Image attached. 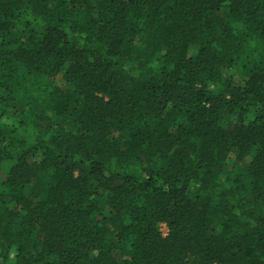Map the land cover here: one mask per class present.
I'll use <instances>...</instances> for the list:
<instances>
[{
	"label": "trees",
	"instance_id": "obj_1",
	"mask_svg": "<svg viewBox=\"0 0 264 264\" xmlns=\"http://www.w3.org/2000/svg\"><path fill=\"white\" fill-rule=\"evenodd\" d=\"M0 264H264V0H0Z\"/></svg>",
	"mask_w": 264,
	"mask_h": 264
},
{
	"label": "rangeland",
	"instance_id": "obj_2",
	"mask_svg": "<svg viewBox=\"0 0 264 264\" xmlns=\"http://www.w3.org/2000/svg\"><path fill=\"white\" fill-rule=\"evenodd\" d=\"M166 231H167V229H166L165 225H164V224H161V225H160V232H161L163 235H165V234H166Z\"/></svg>",
	"mask_w": 264,
	"mask_h": 264
}]
</instances>
